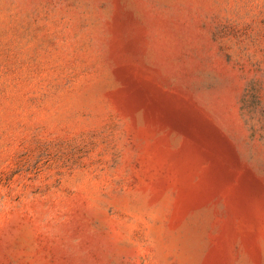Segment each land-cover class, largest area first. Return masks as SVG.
Listing matches in <instances>:
<instances>
[{
  "label": "rangeland",
  "instance_id": "rangeland-1",
  "mask_svg": "<svg viewBox=\"0 0 264 264\" xmlns=\"http://www.w3.org/2000/svg\"><path fill=\"white\" fill-rule=\"evenodd\" d=\"M0 264H264V0H0Z\"/></svg>",
  "mask_w": 264,
  "mask_h": 264
}]
</instances>
